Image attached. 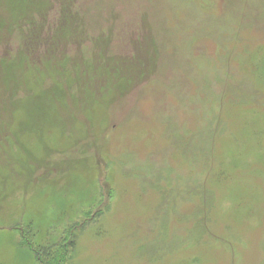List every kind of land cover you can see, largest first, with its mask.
Instances as JSON below:
<instances>
[{
	"label": "rangeland",
	"instance_id": "374dc122",
	"mask_svg": "<svg viewBox=\"0 0 264 264\" xmlns=\"http://www.w3.org/2000/svg\"><path fill=\"white\" fill-rule=\"evenodd\" d=\"M63 231L68 264H264V0H0V264Z\"/></svg>",
	"mask_w": 264,
	"mask_h": 264
},
{
	"label": "trees",
	"instance_id": "16d2710c",
	"mask_svg": "<svg viewBox=\"0 0 264 264\" xmlns=\"http://www.w3.org/2000/svg\"><path fill=\"white\" fill-rule=\"evenodd\" d=\"M65 233L67 232L63 231L59 242L53 245L37 246L30 241H24V244L31 250L37 264H68L74 243L70 241V234L66 235Z\"/></svg>",
	"mask_w": 264,
	"mask_h": 264
}]
</instances>
